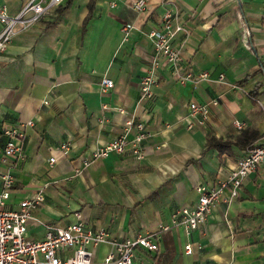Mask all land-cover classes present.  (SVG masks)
<instances>
[{
  "label": "crops",
  "instance_id": "obj_1",
  "mask_svg": "<svg viewBox=\"0 0 264 264\" xmlns=\"http://www.w3.org/2000/svg\"><path fill=\"white\" fill-rule=\"evenodd\" d=\"M30 1L0 0V7L15 16ZM138 1L64 0L0 53L2 170L4 131L33 122L6 209L18 211L43 192L27 232L35 242L45 239V225L66 228L78 220L117 240L156 234L159 252L138 249L133 264H264V166L245 179L238 198L213 206L190 238L173 225L177 211L196 206L199 186L225 181L248 146L264 145V0H147L141 14ZM167 10L180 12L190 32L182 65L209 79L181 85L160 60L154 95L141 100L140 80L158 58L149 33ZM126 24L135 26L128 41ZM105 77L115 84L107 94ZM191 102L209 104L210 116L189 129ZM128 122L149 133L144 159L112 154L85 167ZM136 133L130 130L129 140ZM213 139L228 146H209ZM187 243L192 255L185 254ZM110 249L98 247L94 260L103 262Z\"/></svg>",
  "mask_w": 264,
  "mask_h": 264
},
{
  "label": "built area",
  "instance_id": "obj_2",
  "mask_svg": "<svg viewBox=\"0 0 264 264\" xmlns=\"http://www.w3.org/2000/svg\"><path fill=\"white\" fill-rule=\"evenodd\" d=\"M64 0H31L15 16L9 14L7 6L0 7V24L3 26L0 32V53L5 52L9 44L18 33L23 32L37 24L41 18L50 13L54 8L63 3ZM138 13H144L147 8V0H139L135 6ZM178 11L167 10L161 20V26L149 33V39L157 53L151 71L146 73L140 80L141 100L151 98L157 86L156 70L160 60L168 66L171 75L181 84L186 85L194 82L196 85L209 79V74L203 73L196 76L192 69L184 67L183 47L190 36L189 30L180 19ZM135 29L133 24H126L122 28L124 41H128ZM183 39L180 41V37ZM222 75L220 80L224 81ZM115 84L113 80L105 77L101 82V91L104 94L111 92ZM217 105V102H214ZM190 114L186 118L188 128L194 127V120L204 125L209 120L210 105L191 102ZM104 110L109 106L104 105ZM124 113L123 109H118ZM236 125L242 129V125ZM33 122L22 124L19 128H8L4 131L6 144L1 157V163L6 170L0 167V264H133L136 251L144 249L148 252H159L157 235L139 236L128 240L113 239L105 229L94 231L85 222L78 220L76 223L61 228L54 225H45L46 235L43 241H31L27 238L29 223L35 220L33 211L37 210L44 201L43 192L23 200L20 210H7V202L15 188L16 178L14 173L15 164L23 158L24 140L26 129L32 127ZM135 127L137 133L129 140L130 130ZM149 136L144 124L134 126L133 122L127 123L126 131L105 146L97 148L90 159L84 161L88 167L92 162L106 159L112 154L124 155L128 152L138 161L144 159L143 141ZM60 150L64 155L70 151L69 144H63ZM56 162L50 159V164ZM264 166V145H256L245 151L236 168L225 181L217 184L201 185L197 188L199 194L198 202L193 208L184 207L173 216L174 227H183L188 238L192 233L202 228L212 211V207L220 202L231 203L239 197L241 187L245 179ZM229 192L230 195L226 193ZM38 223H41L37 220ZM170 227H163L166 231ZM101 245H109L110 251L103 262L94 260L95 250ZM203 246L199 245L198 250ZM73 252L70 258L63 259L62 253ZM194 246L187 243L185 254L192 255Z\"/></svg>",
  "mask_w": 264,
  "mask_h": 264
},
{
  "label": "trees",
  "instance_id": "obj_3",
  "mask_svg": "<svg viewBox=\"0 0 264 264\" xmlns=\"http://www.w3.org/2000/svg\"><path fill=\"white\" fill-rule=\"evenodd\" d=\"M91 7H92V5H91ZM209 146H214L216 148L222 149L224 147H227L228 144L224 143L222 141H218V140L213 139V140L209 141ZM254 146H256V145L255 144H251L250 146L247 147V149L250 148V147H254Z\"/></svg>",
  "mask_w": 264,
  "mask_h": 264
}]
</instances>
